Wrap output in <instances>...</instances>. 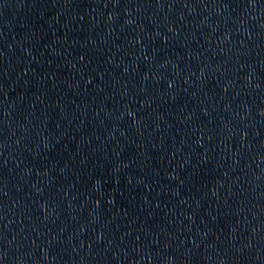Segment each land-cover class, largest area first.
<instances>
[{"label": "water", "instance_id": "1", "mask_svg": "<svg viewBox=\"0 0 264 264\" xmlns=\"http://www.w3.org/2000/svg\"><path fill=\"white\" fill-rule=\"evenodd\" d=\"M0 264H264V0H0Z\"/></svg>", "mask_w": 264, "mask_h": 264}]
</instances>
